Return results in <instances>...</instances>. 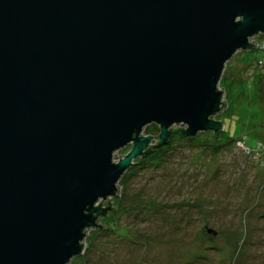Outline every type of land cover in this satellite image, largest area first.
<instances>
[{"label": "water", "instance_id": "1", "mask_svg": "<svg viewBox=\"0 0 264 264\" xmlns=\"http://www.w3.org/2000/svg\"><path fill=\"white\" fill-rule=\"evenodd\" d=\"M259 35L264 0H0V264H68L134 160L223 132L218 82Z\"/></svg>", "mask_w": 264, "mask_h": 264}, {"label": "rangeland", "instance_id": "2", "mask_svg": "<svg viewBox=\"0 0 264 264\" xmlns=\"http://www.w3.org/2000/svg\"><path fill=\"white\" fill-rule=\"evenodd\" d=\"M218 89L225 107L213 119L224 134H175L134 160L107 200L114 211L87 231L68 264H264V51L237 52ZM157 128L142 132L152 144ZM246 137L258 141L253 148Z\"/></svg>", "mask_w": 264, "mask_h": 264}, {"label": "trees", "instance_id": "3", "mask_svg": "<svg viewBox=\"0 0 264 264\" xmlns=\"http://www.w3.org/2000/svg\"><path fill=\"white\" fill-rule=\"evenodd\" d=\"M224 107H225V105H224ZM146 131H147V130H146ZM155 131L157 132V135H158V133H159L158 128L155 129ZM173 131L176 133V130H175V129H174ZM149 134H152V133H148V132H146V135H149ZM223 134H224V132H223ZM173 136H174V135H173ZM173 136H172V137H173ZM172 137H171V138H172ZM255 142H258V141H256L254 138H248V139H247V137H246V139H245V141H244V143H245L244 145H246L247 148H251V147L253 148V145H254ZM263 168H264V167H263ZM109 203H110V202H108L107 205L103 204V208H106V207H108V206L111 207V205H110ZM104 205H105V206H104ZM111 211H113L112 207H111ZM111 211L107 212V214L111 213ZM107 214H106V215H107Z\"/></svg>", "mask_w": 264, "mask_h": 264}, {"label": "built area", "instance_id": "4", "mask_svg": "<svg viewBox=\"0 0 264 264\" xmlns=\"http://www.w3.org/2000/svg\"><path fill=\"white\" fill-rule=\"evenodd\" d=\"M251 42L253 45H255L254 41L251 40ZM254 48L255 49L257 48V49L264 51V41L260 45H256V47H254Z\"/></svg>", "mask_w": 264, "mask_h": 264}, {"label": "flooded vegetation", "instance_id": "5", "mask_svg": "<svg viewBox=\"0 0 264 264\" xmlns=\"http://www.w3.org/2000/svg\"><path fill=\"white\" fill-rule=\"evenodd\" d=\"M259 36H261V35H259ZM262 37V36H261Z\"/></svg>", "mask_w": 264, "mask_h": 264}, {"label": "clouds", "instance_id": "6", "mask_svg": "<svg viewBox=\"0 0 264 264\" xmlns=\"http://www.w3.org/2000/svg\"><path fill=\"white\" fill-rule=\"evenodd\" d=\"M264 41V40H263Z\"/></svg>", "mask_w": 264, "mask_h": 264}]
</instances>
